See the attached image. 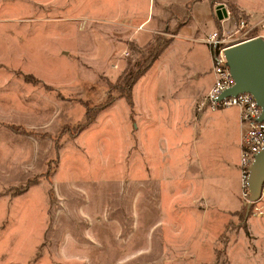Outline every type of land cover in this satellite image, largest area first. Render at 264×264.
Segmentation results:
<instances>
[{"label":"rangeland","instance_id":"obj_1","mask_svg":"<svg viewBox=\"0 0 264 264\" xmlns=\"http://www.w3.org/2000/svg\"><path fill=\"white\" fill-rule=\"evenodd\" d=\"M145 1L0 0V264H264V199L246 215L235 106L215 108L185 143L183 152L201 156L194 171L180 167L174 134L155 112L156 122H136L133 94L130 104L111 91L115 100L94 114L107 82L148 55L152 41L132 43L143 54L114 27L123 4L141 16ZM211 1L229 11L217 26L227 32L264 15V0ZM200 50L207 72L182 92L210 81ZM170 53L158 78L144 80L150 101L171 97L174 75L191 73L175 69L182 51ZM205 93L196 111L208 109ZM87 108L94 119L78 131Z\"/></svg>","mask_w":264,"mask_h":264},{"label":"crops","instance_id":"obj_2","mask_svg":"<svg viewBox=\"0 0 264 264\" xmlns=\"http://www.w3.org/2000/svg\"><path fill=\"white\" fill-rule=\"evenodd\" d=\"M151 1L152 0L145 1L146 5L144 6V9L146 14H142L141 16L139 14V10H141L140 6H133V4L129 2L123 4V9L121 7L120 15L118 14L117 16V20L120 23L114 26L119 28L117 32L119 33L118 37L126 39L127 44L134 43L139 46L145 45L152 41L153 38L158 34L168 35V38L170 39L167 46L162 50L161 54H159L158 57L153 60V63L150 65L151 67L141 77L138 78V81L135 84L136 88L134 93L132 90L135 103L133 108L137 117L136 122L147 124L150 122H156L153 120V114L155 112V116H157V122L159 121V124L164 123L166 125H164V127L169 129L171 133L174 134L175 148L179 150L178 160L180 167H188L194 171V167L196 164H198V161L201 158L198 153V147L196 146V152L194 153L191 151L185 153L182 151V148L185 146L186 142L187 144H190V137L196 135V132H199L201 126L207 128L210 123L209 120H212L217 114L216 109L209 110L208 108L203 111H196L194 109L195 97L199 95V93L206 92L214 81L212 64L210 61V52L206 43L203 41V38L213 29L218 28L217 26L221 24L222 20H224L226 16L222 9H217L219 3L211 0H161L157 5H155L154 0L152 3ZM136 2L133 1V3ZM155 8L157 11L156 16H154ZM218 11L219 13H217ZM106 13H108V16H113L114 14L117 15V13L112 11ZM106 13H103V15L105 16ZM262 13L263 12L260 11V13L253 15L250 19L252 21L257 20L260 18ZM218 14L221 16V18H218ZM153 17L155 19L154 22L151 21ZM134 37L137 39L143 38V41L135 40ZM202 47L205 49V59L207 63L210 64L208 70L211 73L210 81L206 86L200 88L198 91H184L188 92L185 94L182 92L183 88L181 87H183L185 83L189 82V79L193 84V79L199 78L202 72H207L202 68H198V53L201 55L200 49H202ZM171 50L175 51L176 54H180L179 52L182 51V54L185 55V58L182 61L185 62V65L176 66L175 69H183L188 67L189 72L191 73L183 74L181 76H178L177 73L174 75L176 84L174 85V90L171 93V97L166 99L164 96H162V94H159L161 97L150 101L145 96V92L148 87L144 80L147 81V78L149 77L148 73L152 72L153 77H157L155 75L157 72L156 64L159 62H165V57H167L168 54H171ZM186 57H188V60H186ZM158 66L159 68H162V66ZM168 69L171 70L170 66ZM155 87L156 84L153 82L151 87L152 91H154ZM136 90L138 91L137 93ZM237 122L239 124V139L242 132V126L239 123V110ZM187 136L188 138L186 139ZM237 149L239 154L240 139L238 140ZM192 161L195 165L187 164L188 162ZM237 179L239 185V171ZM199 188L201 187L199 186ZM201 195L205 198H208L205 191H202V188Z\"/></svg>","mask_w":264,"mask_h":264},{"label":"built area","instance_id":"obj_3","mask_svg":"<svg viewBox=\"0 0 264 264\" xmlns=\"http://www.w3.org/2000/svg\"><path fill=\"white\" fill-rule=\"evenodd\" d=\"M225 12L227 17L229 11L225 10ZM258 36L264 39V15L254 21L247 17L240 18L235 21V27L228 32L221 25L203 38L210 52L214 81L206 91L200 104L202 106L206 105L212 110L230 106H235L239 110V123L242 126V132L239 138L238 170L243 195H245V190H247L246 180L250 171L249 165L253 161L255 153L260 151L264 145V120H259L262 108L258 106L254 96L248 92L237 93L221 99H218V97L222 91L234 84L228 64H226L224 51L228 46L257 38ZM261 198L264 199V185L259 199Z\"/></svg>","mask_w":264,"mask_h":264},{"label":"water","instance_id":"obj_4","mask_svg":"<svg viewBox=\"0 0 264 264\" xmlns=\"http://www.w3.org/2000/svg\"><path fill=\"white\" fill-rule=\"evenodd\" d=\"M217 9H222L226 16L222 4L218 5ZM218 18H221L219 14ZM224 54L234 84L222 91L218 99L230 97V95H236L237 93H251L258 106L262 108L259 120H264V39L258 36L228 46ZM249 169L246 180L248 190L246 215L251 204L260 200L262 194L264 185V145L260 151L255 153Z\"/></svg>","mask_w":264,"mask_h":264},{"label":"trees","instance_id":"obj_5","mask_svg":"<svg viewBox=\"0 0 264 264\" xmlns=\"http://www.w3.org/2000/svg\"><path fill=\"white\" fill-rule=\"evenodd\" d=\"M169 41H170L169 38L163 40V39H159V36L156 35L153 38L151 45H149L150 47L147 48L148 51L147 56L142 55L144 56L142 60L141 59L137 60L135 63L130 65L128 71L123 73V75H120L118 79L115 81V83H110L108 81L107 82L108 94L106 96V99L103 102L96 105V110L94 111V114L98 110L108 107L109 104H111L115 100V95H112L111 92L113 90L118 91L117 97L125 98L130 104H132V100H133L132 90L134 85L138 81V78L141 77L151 67L150 65L153 63V60L156 57H158L159 54H161L162 50L167 46ZM128 45L131 49L135 51H141L144 54V51L139 50L138 48L136 49V46L134 44L132 45V43H128ZM88 111L89 109L87 108V110L85 111L86 120L82 121V123H79L80 125L78 127V131L84 129L94 119V116L91 117Z\"/></svg>","mask_w":264,"mask_h":264}]
</instances>
